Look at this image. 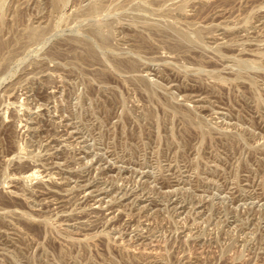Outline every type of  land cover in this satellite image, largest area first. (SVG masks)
Listing matches in <instances>:
<instances>
[{"label":"rangeland","instance_id":"1","mask_svg":"<svg viewBox=\"0 0 264 264\" xmlns=\"http://www.w3.org/2000/svg\"><path fill=\"white\" fill-rule=\"evenodd\" d=\"M0 264H264V0H0Z\"/></svg>","mask_w":264,"mask_h":264}]
</instances>
